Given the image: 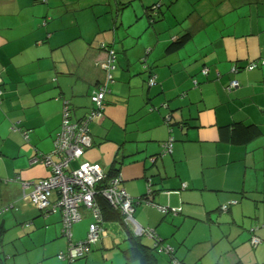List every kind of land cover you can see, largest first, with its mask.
I'll use <instances>...</instances> for the list:
<instances>
[{"label":"crops","instance_id":"1","mask_svg":"<svg viewBox=\"0 0 264 264\" xmlns=\"http://www.w3.org/2000/svg\"><path fill=\"white\" fill-rule=\"evenodd\" d=\"M122 2L128 5V0H0V207H17L3 213L0 230L42 215L21 198V185L51 175L49 166L33 157L52 151L63 103L72 120L88 111L89 93L104 79L102 43L116 51L114 82L103 118L89 124L91 144L80 160L98 164L104 173L117 167L133 198L146 195L150 186L152 200L168 213L142 200L133 217L171 247L169 233L189 217L190 231L199 227L192 243L197 247L185 254L173 247L185 264H264V243L252 248L243 233L251 224H263L256 234L264 241V64L232 72L264 59V0H159L167 5V16L152 25L142 18L134 40H117L112 15ZM143 4L150 5L143 1L139 17ZM186 28L191 39L168 52L172 37ZM142 57L156 74L153 86L147 84ZM204 65L207 74L201 72ZM233 79L238 85L228 91ZM236 121L258 124L263 133L245 145L221 141L219 126ZM169 137L171 152L161 156ZM55 197L51 192L48 200ZM231 199L238 202L229 213L220 212ZM170 211L177 214L170 220L173 230L158 229ZM52 213L58 216L50 223L61 222L59 210ZM86 215L88 222L72 226L73 242L87 237L91 216ZM104 229L91 253L75 264L96 258L125 263L122 228L105 221ZM172 234L188 247L184 235ZM0 261L5 263L3 252Z\"/></svg>","mask_w":264,"mask_h":264},{"label":"trees","instance_id":"2","mask_svg":"<svg viewBox=\"0 0 264 264\" xmlns=\"http://www.w3.org/2000/svg\"><path fill=\"white\" fill-rule=\"evenodd\" d=\"M43 2H45L46 0H41ZM230 0H227V3H229ZM127 3L126 2H122V6L124 7ZM195 4H198L197 2ZM162 6H166L164 4H161L159 2V0L157 1V3H153L148 5V9L149 11H152V9H156V12H161L162 14V18H163V11H162ZM168 8V7H167ZM46 16L43 17V20H46ZM115 24H116V20L113 19ZM150 21H154V18L151 17L149 18ZM44 22V21H43ZM114 24V25H115ZM114 25H113V31H114ZM115 34V33H114ZM192 36V32L189 28L184 29L181 33H179L178 35H175L174 37H172L171 41L168 44V48L167 51L168 52H172L177 50L178 48H180L181 46H183L187 41H189L191 39ZM101 48L105 50V58L99 62V66L100 68L103 70L104 72V79L98 81L96 83V85L92 88L91 92L89 93V100H90V106L88 108V111L79 119L77 120H72L71 118V114H70V109H69V105L66 103H63V108H62V114H61V124L59 126V130L61 131L63 126H70L71 130L75 133H78L77 131L82 130L80 133L87 135L89 140H90V133H89V124L91 122H95L97 119H102L104 116V107H105V97L106 95L110 92V85L114 82V77H113V70L116 66V51L113 49L112 45H107V44H100ZM150 49H146L145 53H148ZM141 63L143 65V67H145L148 71V79H147V84L149 86H153L156 84V74L151 72V68L150 65L147 64L145 58H141ZM259 64H264V59L260 60V61H250L249 63L245 65H242L240 68L235 66L232 68V72H237L239 71V69H245V70H252L254 68L257 67V65ZM208 67V66H207ZM205 65L201 68V72L203 74H207L208 68ZM150 68V69H149ZM153 80V83H150V80ZM232 81H237L235 79L229 81V84L227 85V90L230 91L232 90L234 87H236L238 85V81H237V85H231ZM196 82V81H195ZM197 83V82H196ZM3 90H2V81L0 79V101H1V96H2ZM101 95V99H98V95ZM95 98V100L93 99ZM149 110H153V107L149 108ZM166 122L169 123L170 121V116H166L165 117ZM60 131L58 133H60ZM219 131V137L220 140L229 144H233V145H245L248 142L252 141L253 139L257 138L258 136L262 135V130L260 128V126L258 124L255 123H243L240 121H236V122H232L226 125H222L219 126L218 128ZM25 135V134H24ZM25 137V136H24ZM57 137L58 134L56 133L55 138L53 140V149L52 151H50L49 153H42L40 155H38L37 157L34 156V159H37L39 161H42L44 164V157L46 155H50V157H52V159L56 162L61 161L62 159H64V154H60L58 156V158L55 156L54 154V150L56 148V141H57ZM27 138V137H25ZM172 138V137H169ZM168 138V139H169ZM167 139V140H168ZM173 139V138H172ZM165 140V141H167ZM164 141V142H165ZM162 142V144L164 143ZM90 144H91V140H90ZM89 144V145H90ZM89 145L85 146L83 148L82 154L78 157L75 158L73 160H71L68 163V168L69 169H75L79 166V164L81 162H88L91 164H95L92 162H89L87 160H80L82 159L83 153L86 150L87 147H89ZM172 149V148H171ZM169 153V152H168ZM164 151H163V146L161 147V152L160 155L163 156ZM78 162L77 164H74L75 162ZM98 165V164H96ZM49 168V167H48ZM50 170V168H49ZM51 172V170H50ZM51 174V173H50ZM50 176V175H49ZM48 176V177H49ZM119 176L120 180L117 182V188L118 187H122L124 189L123 186V179L122 176L120 174V172L118 171L117 167H111L110 171L105 173V177L102 180H99L98 182H96L94 184L93 190H94V196H93V205L91 207L86 206L85 204L81 203L78 206V211L80 214V220H82V218L84 217V214H86V212L90 213L91 216V222L89 224V226L91 224H96L98 226V228L100 229V233H99V237L96 240V242L90 243L88 245V248L86 250H83V253L81 255H78L76 257L70 258L68 255V249L70 246V239L69 238V233L71 234V230H72V226L76 223V222H71L69 227H64L63 226V221H62V209L59 207H53L55 201H57L59 199L60 196V192L57 189H53L51 190V192H54L56 195V199L54 202H50L49 200V205L47 208H39L40 211L42 212V215L46 216L49 215L50 213H52V211L57 208L60 212V219H61V234L66 236L67 238V244H66V249L65 250H60L57 253V257L60 260H66L67 264H74V261L83 258H86V254L89 252V248L91 247V245L97 243L100 238L103 235L104 232V222L105 221H116L120 228H122V231L125 234L124 240L127 241L128 246L122 250L123 255L125 257V263L124 264H130L131 262H139L140 264H159V255L160 254H165L167 255L166 258V264H185L184 262L178 260L176 258V256H174L173 254V248H171L170 246H165L163 244V238L159 237L154 230L152 229V235H149L147 233H142L140 235H136L133 231V228L131 226L130 223H127V221L124 218V214L121 212V208L120 206H116V204L112 205L111 202L107 199V197L105 196L104 193H101V190L107 188L109 186L108 182L109 180L111 181L113 178ZM47 178V177H45ZM45 178H41V179H45ZM39 179V180H41ZM37 181H33L34 183L38 182ZM148 185H151L150 182L148 183ZM113 186V185H112ZM110 184V188L112 187ZM183 186V184H182ZM181 186V187H182ZM183 188V187H182ZM125 190V189H124ZM22 192H25V190L22 191L21 189V198L23 196ZM50 192V193H51ZM125 192L127 193V191L125 190ZM171 191L167 190L165 191V193H169ZM178 192V191H177ZM50 195V194H49ZM127 195L129 196V198L131 199V206L134 212V205L136 203L141 202L142 200L145 201V203L147 205L150 206H154L158 209V207H166L167 210H163L161 211L162 214H166L168 213L169 209L167 206L165 205H159L157 203H155L152 200V196H153V191L150 188V186L148 187V191L147 194L144 196H141L140 198H133L132 196H130V194L127 193ZM49 197V196H48ZM29 201V200H28ZM30 202V201H29ZM238 202L237 199H231L228 202L222 204L219 206V211L222 213H229V210L231 208V206L235 205ZM31 203V202H30ZM32 204V203H31ZM33 205V204H32ZM16 210L17 207L14 206L13 204H6L2 207H0V213H5L8 210ZM159 210V209H158ZM133 212H132V218L133 217ZM96 213V215H95ZM95 215V216H94ZM135 220V219H134ZM136 221V220H135ZM88 226V229H89ZM238 226V225H237ZM263 224H258V223H254L251 224V226H249V228H246L243 233L246 234V242L252 247V248H256L259 245H261L262 243H264L263 239L260 238L257 234L256 231L262 227ZM144 227V226H142ZM144 228H149V227H144ZM87 229V231H88ZM145 237L147 238H151L153 240L152 243H149L146 241H144L142 238ZM85 238V237H84ZM85 240V239H84ZM79 241V240H78ZM2 254V252L0 251V255ZM1 264V261H0ZM3 264V263H2ZM237 264H241V262H237Z\"/></svg>","mask_w":264,"mask_h":264},{"label":"built area","instance_id":"3","mask_svg":"<svg viewBox=\"0 0 264 264\" xmlns=\"http://www.w3.org/2000/svg\"><path fill=\"white\" fill-rule=\"evenodd\" d=\"M154 81L151 79L150 83ZM231 85L236 86L237 81H232ZM95 100V98H93ZM98 99H101V95H98ZM82 130L75 133L71 130L70 126H63L60 133H58L56 148L54 150L55 156L58 158L60 154H64V159L61 161H54L50 155L44 157L46 166H49L51 175L45 179H41L38 182H31L30 184H22V191L25 188L30 187V191L22 192L23 196L27 198L33 205L39 208H47L49 205L48 196L53 189H57L60 192L59 199L55 201L53 207H59L62 210V221L64 227H69L71 222H78L81 218L78 206L83 203L88 207L93 204L94 196V184L105 177L103 170L96 164L88 162H81L75 169H69L68 163L78 158L83 151V148L89 145V138L87 135L81 134ZM173 139L169 138L165 141L163 146L164 153L171 152ZM120 177L117 176L111 181L109 180V186L103 190L107 199L111 204L120 206L121 212L124 214V218L127 223H130L133 231L136 235L147 233L152 235V229L144 228L137 224L132 218V206L131 199L122 187L117 188V182ZM111 184V188H110ZM160 211L167 210L166 207H158ZM96 215V213H95ZM94 215V216H95ZM100 229L96 224L89 226L88 234L85 240L79 242H73L70 239V246L68 249V255L70 258L76 257L83 253V250L88 248L90 243L96 242L99 237ZM70 238V233L68 234Z\"/></svg>","mask_w":264,"mask_h":264},{"label":"rangeland","instance_id":"4","mask_svg":"<svg viewBox=\"0 0 264 264\" xmlns=\"http://www.w3.org/2000/svg\"><path fill=\"white\" fill-rule=\"evenodd\" d=\"M143 1L153 4L157 3L158 0H128V5L125 7H120V5L118 6L117 4L115 5V8L118 7V12H116V9H114L112 17L116 20V24L114 25V33L115 35L120 34V36H117V40H134L136 35L139 33L137 26L140 24L142 18H144L149 25L159 22V19L162 18L160 11L156 12V9L149 11L148 8H145L147 5L144 4L142 6L144 10L143 15L139 17L138 8L141 7ZM162 11L164 13V17L167 16V13H169V10L166 6H162ZM151 17L154 18V21L149 20ZM130 20H132V22H128ZM259 169H261V163ZM260 203L262 205L264 204L263 202ZM31 209L34 210L32 204ZM176 215L177 214H174V212L170 211L167 219L159 224L158 229L164 225H167L172 229L173 226L170 224V220L172 221ZM2 216L3 213H0V218ZM57 216L58 215L55 213H50V215L47 216L48 218L45 219L44 215H38L28 221L20 220L23 222L16 224L15 227L8 228L6 230L1 229L0 243L1 245L3 244L1 247H3L2 252L3 259L5 261L4 264H67L66 260H60L57 257V253L60 250H65L67 244L66 236L61 234V222L58 221L50 223L51 219ZM88 219L89 216L86 215L81 221L76 223H82L84 221L88 222ZM190 221L191 219L186 217L182 220V222H179V226L182 224L180 228H178V226L177 228H174V230L172 229L177 235H184V238L181 239V241L188 243V247L184 244L182 245V242L179 243L180 240H177L174 237L172 234L173 231L170 232L167 237V239H172V243L175 242L173 247L176 248L179 254H183L184 252L189 253L196 246L192 245V243L195 237L198 236L199 227L196 226L194 227V230L190 231L193 227V225L190 224ZM45 222H47L48 225H44ZM164 228V231H166V227ZM110 235L112 237L118 236V234L115 233H110ZM142 239L144 241L147 240L149 243L153 242L151 238L146 239L143 237ZM95 244L91 245L86 257L91 253L92 248H95ZM163 244L165 246L167 245L171 247V245H169L166 240L163 242ZM166 258L167 255L160 254L158 258L159 264H166ZM84 260L85 258L82 257L81 259L74 261V264L78 263L79 261L83 262ZM90 264H102V260L96 258L95 260L91 261Z\"/></svg>","mask_w":264,"mask_h":264},{"label":"clouds","instance_id":"5","mask_svg":"<svg viewBox=\"0 0 264 264\" xmlns=\"http://www.w3.org/2000/svg\"><path fill=\"white\" fill-rule=\"evenodd\" d=\"M136 222V221H135ZM137 223V222H136ZM138 224V223H137Z\"/></svg>","mask_w":264,"mask_h":264}]
</instances>
